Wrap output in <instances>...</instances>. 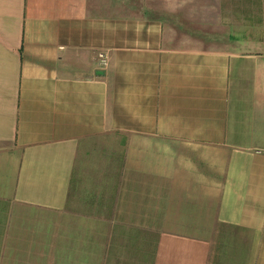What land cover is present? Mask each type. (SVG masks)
Here are the masks:
<instances>
[{
  "label": "crops",
  "instance_id": "obj_1",
  "mask_svg": "<svg viewBox=\"0 0 264 264\" xmlns=\"http://www.w3.org/2000/svg\"><path fill=\"white\" fill-rule=\"evenodd\" d=\"M132 4L0 0V264H264V0Z\"/></svg>",
  "mask_w": 264,
  "mask_h": 264
},
{
  "label": "rangeland",
  "instance_id": "obj_2",
  "mask_svg": "<svg viewBox=\"0 0 264 264\" xmlns=\"http://www.w3.org/2000/svg\"><path fill=\"white\" fill-rule=\"evenodd\" d=\"M125 1V0H121ZM128 1V0H126ZM139 0H129V3H136ZM153 2V5L157 4L159 0H149ZM255 1V0H251ZM250 2V0H249ZM132 4V5H133ZM137 7V6H135ZM130 8V7H129ZM138 8V7H137ZM132 10H137L133 7H131ZM151 17H166L168 21H172L173 24L176 26L180 25V30L183 31L186 34H190L191 36H195L197 38L204 39L209 36V32H213L212 30L214 27L216 29V34L218 37H220L219 40H221L222 37H228L229 35L231 37H237L243 41H250L252 40L255 42L256 40V32H255V14L254 13H226V14H196L192 15L188 12L180 13L177 15H166V14H152ZM194 19V20H193ZM236 21L237 24L239 22L244 21V26L248 25L250 22L253 24L252 26H248L247 29H241L239 28L237 32L234 31L235 28H230L228 22ZM221 21H226L227 23H221ZM210 23V24H209ZM194 25H196V28H194ZM211 25L210 28L208 26ZM240 25V24H239ZM243 25V23H242ZM241 26V25H240ZM252 46L256 47V44L250 45L248 47L252 48ZM258 48H261L260 46ZM261 50V49H260ZM259 50V52H260ZM264 55H258L257 60L255 61L258 70L261 73V79L264 80ZM136 231H139L138 226L136 225ZM141 243L143 242L142 238H137ZM155 244V239H152V246Z\"/></svg>",
  "mask_w": 264,
  "mask_h": 264
},
{
  "label": "built area",
  "instance_id": "obj_3",
  "mask_svg": "<svg viewBox=\"0 0 264 264\" xmlns=\"http://www.w3.org/2000/svg\"><path fill=\"white\" fill-rule=\"evenodd\" d=\"M99 60H100V64L102 65V66H106L107 65V62H106V58H105V56H103V55H99Z\"/></svg>",
  "mask_w": 264,
  "mask_h": 264
}]
</instances>
